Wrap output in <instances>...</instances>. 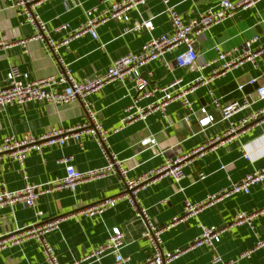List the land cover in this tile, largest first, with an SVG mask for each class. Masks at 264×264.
<instances>
[{"label":"crops","instance_id":"obj_1","mask_svg":"<svg viewBox=\"0 0 264 264\" xmlns=\"http://www.w3.org/2000/svg\"><path fill=\"white\" fill-rule=\"evenodd\" d=\"M79 5L67 9L65 0H41L38 14L50 30V36L61 41L73 35L86 22V10L98 8L103 12L110 0H77ZM220 0H148L146 5L131 11V20L121 22L106 20L98 27V36L89 33L73 37L60 55L73 76L79 81L91 80L106 71L117 58L137 52L151 38L162 33H172V23L167 9L173 7L189 21L209 8L216 7ZM152 19L154 30L149 33L131 31L136 22ZM68 24L67 30H56ZM36 29L33 23L17 14L8 0H0V41L18 42L0 49V86L5 84L12 65H17L28 79H40L55 75L60 65L47 40L32 39ZM258 36L253 49L264 46V0L241 9L233 17L225 19L196 37L194 46L198 56L195 63L179 67L177 55L184 50L181 46L166 52L158 60L149 62L144 72H150V86L160 89L177 79L182 83H194L200 76H209L213 64L201 70L217 57L216 46L223 49L242 48L243 43ZM264 83V55L255 63L246 61L216 75L212 87L223 103L247 98L249 105L233 115L230 120L220 119L217 109L211 104L208 88L204 85L190 95L194 111L190 112L181 102H170L165 116L160 111L149 114L145 119L123 122L125 108L135 99L131 80L105 83L95 91L90 100L99 111V117L107 129H118L109 137L111 150L122 160L129 178H139L160 167L167 158L188 154L200 146L205 148L193 154L184 163V174L176 181L169 174L157 175L143 182L137 193L138 202L148 208L152 221L157 225L172 223L163 234L164 251L179 250L169 264H214L215 256L229 264H264V180L251 187L249 193H235L204 205L197 215L178 219L184 213L185 204L201 202L209 195L219 193L233 182L246 177L264 166V120L247 128L223 136L217 143L211 140L222 136L231 122H237L253 110L264 107V100L255 97L249 81ZM244 84L245 88L239 89ZM158 90L139 105L145 106L161 99ZM206 107L217 120L203 127L198 122L200 109ZM189 117L185 120V117ZM86 122L85 109L81 102L54 104L30 101L8 105L0 111V142L6 136L24 138L39 136L55 127H70ZM169 122V124H168ZM156 139L149 147L142 141ZM247 155V157H245ZM64 156L72 157L77 170L87 171L106 163L96 139L83 132L79 140L71 139L64 145H47L42 151L28 153L24 166L12 159L0 160V190L18 189L26 184H44L65 175V165L59 162ZM125 181L121 175H108L96 180L80 183L75 191L57 189L42 195L34 207L22 202L0 207V238L14 233L19 228L62 217L58 228L48 234L58 260L69 263L74 259L103 245L110 230L119 227L124 233L125 245L122 254L127 258L120 264H141L152 252L149 240L144 236L145 224L126 198L117 201L101 216L89 217L80 210L106 198L124 193ZM240 211L256 213L253 227L233 225L223 231L221 240L211 247L193 246L203 226L223 228L231 223ZM177 218V220H174ZM253 249L251 256L240 257L243 251ZM114 257L108 253L99 260L84 264H112ZM0 264H47L39 243L34 239L21 244L0 248Z\"/></svg>","mask_w":264,"mask_h":264},{"label":"built area","instance_id":"obj_2","mask_svg":"<svg viewBox=\"0 0 264 264\" xmlns=\"http://www.w3.org/2000/svg\"><path fill=\"white\" fill-rule=\"evenodd\" d=\"M148 0H110L107 8L103 12H99L94 7L87 9L86 22L73 31V35L58 41L50 36V30L45 21L38 14L37 7L41 0H8L11 7L16 9L17 14L33 23L36 29L32 39L47 40V45L51 49L53 55L60 65V70L55 75H50L40 79L26 78L21 69L17 65H12L7 73L4 85L0 86V111L8 105L24 104L30 101L50 102L54 104H68L75 101L82 103L85 109L86 122L70 127H55L51 131L39 136L27 135L24 138H18L10 135L6 136L0 142V160L12 159L24 166L27 155L31 151H42L47 145H64L69 140H79L83 132L90 133L96 139L103 155L105 156V165L89 169L87 171L77 170L72 163V157L64 156L59 159L60 163L65 165V175L62 178L54 179L44 184H26L18 189L0 190V207L13 205L18 202L26 204L28 207H34L39 198L53 190L70 189L75 191L77 186L86 181L96 180L108 175H121L125 181V191L119 196L106 198L80 210V213L89 216H101L107 209L114 207L121 198H126L141 217L145 224L144 236L149 240L152 246V252L144 259L141 264H169L177 257L179 250L164 251L162 248L163 234L169 229L172 223L165 225L155 224L149 214L148 208L139 204L137 193L140 185L148 179L157 175L172 176L179 181L184 174L183 165L195 153L202 151L205 146H200L188 154L167 158L164 163L153 171L142 175L139 178H129L128 170L125 167L124 160L120 159L112 150L109 143V137L112 132L118 129H107L100 120L99 111L92 105L91 95L100 89L105 83L112 81L131 80L134 84L135 99L134 102L125 108L123 122L127 123L137 119H145L149 114L160 111L165 116V110L170 102H181L190 112L194 111V102L190 95L199 87L204 85L208 88L211 104L217 109L220 119L230 120L233 115L247 108L248 100L244 97L241 101H233L223 103L216 96L212 87V82L216 75L231 69L236 65H241L246 61L255 63V61L264 55V46L253 49V44L258 40V36H253L246 40L242 48L232 47L223 49L219 46L215 47L217 57L209 64L201 65L200 69L204 70L213 64L211 74L209 76H200L194 83L185 84L181 79H177L167 86L160 89L150 86V72H144V67L151 61H155L163 57V55L179 47H183L176 57V63L179 67H188L195 63L198 53L194 46L196 37L209 30L213 25L233 17L241 9L254 5L260 0H220L218 5L209 8L199 14V16L187 21L173 7L167 9L172 23V33H162L158 36L151 35L139 51L129 52L115 59L104 73L94 77L91 80H77L69 65L60 55V50L69 44L70 40L78 34L89 33L93 38L98 36V27L106 20H116L128 22L131 20V11L146 5ZM67 9L74 5H79L77 0H65ZM68 24H61L56 30H67ZM152 19H144L136 22L131 31L146 30L152 33L154 30ZM15 43L26 44V40L22 39L18 42L0 41V49L9 47ZM249 84H256L254 79ZM244 84L239 89L244 88ZM160 90L163 93L161 99L151 102L145 106L139 105L143 99L149 98ZM255 97L258 100H264V83L259 84L255 90ZM201 115L198 122L201 126L206 127L214 123L217 117L214 113H210L206 107L200 109ZM189 117H185L188 120ZM264 120V107L253 110L243 116L237 122H231L229 129L222 135L214 137L209 144L219 142L223 136L235 133L237 130L247 128L248 126ZM169 124V122H168ZM143 145L149 147L156 145V139L150 137L142 141ZM247 157V155H245ZM264 180V166L255 169L241 180L233 182L228 188L219 193L209 195L207 199L201 202L187 201L183 215L178 219H187L198 214L200 209L209 203L229 196L235 193H249L251 187ZM256 213H247L240 211L236 214L233 221L223 228L216 226H203L201 234L196 237L193 246L208 245L215 247L221 240L224 230L230 229L233 225H247L253 227L254 216ZM62 217L51 219L41 223H35L28 227L19 228L14 233L8 234L0 238V248L21 244L24 241L34 239L41 247L42 254L47 264H84L92 260H99L102 255L108 253L114 257L112 264H120L127 261L122 254V248L125 245L124 233L119 227L110 230L109 237L106 242L96 249L84 254L82 257L74 259L69 263H61L58 260L55 247L49 240L48 234L58 228ZM174 220H177L175 218ZM264 245V240L258 243V246ZM253 249L243 251L240 257L247 258L251 256ZM214 264H229L223 261L221 257L215 256Z\"/></svg>","mask_w":264,"mask_h":264},{"label":"water","instance_id":"obj_3","mask_svg":"<svg viewBox=\"0 0 264 264\" xmlns=\"http://www.w3.org/2000/svg\"><path fill=\"white\" fill-rule=\"evenodd\" d=\"M252 86H254V88L258 87V84H253ZM245 88V87H244ZM246 89V88H245Z\"/></svg>","mask_w":264,"mask_h":264}]
</instances>
